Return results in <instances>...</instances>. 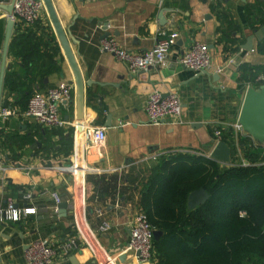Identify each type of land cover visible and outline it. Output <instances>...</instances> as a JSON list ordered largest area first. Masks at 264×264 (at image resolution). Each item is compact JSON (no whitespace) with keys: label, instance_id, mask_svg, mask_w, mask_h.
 I'll return each instance as SVG.
<instances>
[{"label":"crops","instance_id":"1","mask_svg":"<svg viewBox=\"0 0 264 264\" xmlns=\"http://www.w3.org/2000/svg\"><path fill=\"white\" fill-rule=\"evenodd\" d=\"M52 2L63 28L74 38L72 51L83 79L92 85L85 87L81 122L76 120L74 94L72 103L59 106L63 128L44 129L22 119L19 115L32 95L72 83L73 76L45 10L37 23L54 36L59 48L55 69L48 70L50 38L34 25L37 41L32 50L19 57L10 51L16 32L29 28L14 25L5 54L8 17L0 9V110L15 113L0 118V207L12 201L36 209L20 222H0V264H26L25 251L35 241L57 247L72 238L77 249L68 256L56 255L53 264H153L127 251L132 222L141 211L142 181L160 157L172 152L209 156L215 127L245 137L234 126L251 85L240 84L239 68L264 69V41L253 38L252 50H247L248 38L264 26V0ZM173 32L179 38L162 68L132 73L100 48L103 40H114L120 49L143 54L164 38L162 33ZM105 34L109 37L102 39ZM195 42L206 45L211 55L210 68L201 73L179 63ZM153 91L179 97L180 124L149 122L145 108ZM91 127L104 128L103 144L87 137ZM26 193L30 198L23 200ZM54 193L68 204L66 211L57 209ZM103 221L111 226L106 233L99 232ZM76 225L88 244L78 237Z\"/></svg>","mask_w":264,"mask_h":264},{"label":"trees","instance_id":"2","mask_svg":"<svg viewBox=\"0 0 264 264\" xmlns=\"http://www.w3.org/2000/svg\"><path fill=\"white\" fill-rule=\"evenodd\" d=\"M33 28L50 38L52 71L59 54L55 38L38 23ZM36 41L31 26L24 28L16 32L10 51L22 56ZM260 73L263 67L241 66L239 82L258 88L262 84L254 78ZM235 138L230 128L221 131L220 141L232 150L229 166L203 154L176 151L160 157L142 181L140 209L153 231L161 233L152 242L153 264H264V147L247 136L237 137L238 156ZM200 189L208 200L188 209L189 194Z\"/></svg>","mask_w":264,"mask_h":264},{"label":"built area","instance_id":"3","mask_svg":"<svg viewBox=\"0 0 264 264\" xmlns=\"http://www.w3.org/2000/svg\"><path fill=\"white\" fill-rule=\"evenodd\" d=\"M81 1L91 2L95 0ZM44 10L45 7L41 0H15L13 12L10 15L7 14V17L8 20L13 21L16 27H19L18 25L30 27L40 20ZM162 34L164 38L143 54H132L120 49L114 40H103L100 48L102 51L113 54L118 61L125 63L128 66V70L132 73L150 68H162L166 66L168 53L179 38L178 33L174 32L169 35ZM179 63L189 71L201 73L210 68L211 55L206 45L195 42L180 57ZM254 83L264 85V77H257ZM73 94L74 84L66 82L49 89L46 93H35L28 100L26 110L19 116L24 120L33 121L44 129L63 128L66 123L59 117V106L61 103L70 102ZM145 111L152 125H160L166 120H170V123L174 125L181 123L178 119L181 117L182 105L176 94L168 93L163 95L158 91H153L148 97ZM14 114L7 109L0 110V118L14 116ZM234 129L236 132H241L238 124L234 126ZM221 131V128L215 127L213 129L214 144L220 141ZM87 137L94 144L101 145L106 139L105 130L102 127H91L87 130ZM234 145L235 148H238L237 136ZM242 165H247V163L242 160ZM52 197L56 204L60 203L61 200L57 194H52ZM29 198L28 193L23 195V200H28ZM35 213L36 209L33 207H18L14 202L10 201L5 206L0 207V222H20L30 215H35ZM98 214L101 216V212H98ZM110 227V223L103 221L100 224L99 232L106 233L110 230ZM76 229L78 237L84 240V236L81 235L84 234L82 228L76 225ZM153 232L146 216L140 211L132 222L127 251L136 253L141 262L152 263ZM86 235L92 239L95 236L87 228ZM85 238L88 241L86 236ZM84 242L88 244L85 240ZM76 249L77 242L74 238L58 244L57 247L51 245L48 241L39 240L33 242L26 249L24 259L26 264H53L56 255L68 256Z\"/></svg>","mask_w":264,"mask_h":264},{"label":"water","instance_id":"4","mask_svg":"<svg viewBox=\"0 0 264 264\" xmlns=\"http://www.w3.org/2000/svg\"><path fill=\"white\" fill-rule=\"evenodd\" d=\"M41 1L45 7L46 14L48 16L58 44L72 72V83L74 84L75 88L74 106L76 111V120L78 122H81L83 120L85 108V87L91 86L92 83L86 82L83 79V76L72 51L71 45L75 44L74 38L71 36L70 29L65 30L63 28L54 8L52 0ZM0 2H4L5 4H7L8 0H0ZM14 2L15 0H12L10 4L0 6V9H3L4 11H6L7 14L10 15L13 12ZM13 27V21L8 20L5 40V54ZM107 37H109V34H105L102 39H106ZM253 38H256L260 43L264 41V26L261 27L259 31H255L254 34L250 38H248L247 44L249 47L247 50H252L251 41L253 40ZM1 86L2 74L0 78V92ZM69 103H72V100ZM237 124L240 127L241 132L245 136L251 138L255 145L259 147H264V85H261L258 88H247L242 102ZM208 157L214 160L215 162L221 164L222 166H229L232 162V150L225 142L219 141L214 145ZM208 197V194L202 189L190 193L187 200L188 209L192 210L198 206L203 205L208 200ZM56 207L59 211H66L68 208V204L63 201L58 203ZM160 236V232H153L154 240H157Z\"/></svg>","mask_w":264,"mask_h":264},{"label":"rangeland","instance_id":"5","mask_svg":"<svg viewBox=\"0 0 264 264\" xmlns=\"http://www.w3.org/2000/svg\"><path fill=\"white\" fill-rule=\"evenodd\" d=\"M236 150H237V155L239 156L240 154H238V153H239V151H240V153H241V150L239 149V147L236 148Z\"/></svg>","mask_w":264,"mask_h":264}]
</instances>
